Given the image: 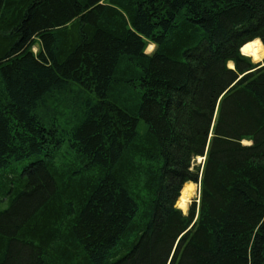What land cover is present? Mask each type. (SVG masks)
<instances>
[{"label": "trees", "instance_id": "trees-1", "mask_svg": "<svg viewBox=\"0 0 264 264\" xmlns=\"http://www.w3.org/2000/svg\"><path fill=\"white\" fill-rule=\"evenodd\" d=\"M254 40L264 0H0V264H264Z\"/></svg>", "mask_w": 264, "mask_h": 264}, {"label": "bare ground", "instance_id": "bare-ground-1", "mask_svg": "<svg viewBox=\"0 0 264 264\" xmlns=\"http://www.w3.org/2000/svg\"><path fill=\"white\" fill-rule=\"evenodd\" d=\"M150 50L153 49V46H149ZM240 53L242 56L250 58L254 64H258L260 61L264 59V47L259 40H254L252 42L247 43L240 49ZM229 68H232V63L228 64ZM233 69V68H232ZM194 189L193 184L184 185L181 193V196L178 199L176 206L182 210H186L187 203L192 195V190Z\"/></svg>", "mask_w": 264, "mask_h": 264}, {"label": "rangeland", "instance_id": "rangeland-1", "mask_svg": "<svg viewBox=\"0 0 264 264\" xmlns=\"http://www.w3.org/2000/svg\"><path fill=\"white\" fill-rule=\"evenodd\" d=\"M152 50H153V49L150 50V48L148 47L147 50H146V52H147V53H150ZM33 51L36 52V49H34ZM262 60H264V59H262ZM251 62H252V60H251ZM262 62H263V61H260L259 63H262ZM252 63H254V62H252ZM232 68H233V67H232ZM244 144H247V145H248V143H244ZM203 164H204L203 159L200 160L199 158L195 159V160L192 162V166H193V167L200 166V168H201V167L203 166ZM193 186H194V189L192 190V191H193V192H192V195H191V197H190V199H189V201H188V203H187L186 210L183 211L184 213H187L188 208H189V205H190V203L193 201V199H197V198H198V187H196L195 185H193ZM180 196H181V193H180ZM177 208H178V207H177ZM181 211H182V210H181Z\"/></svg>", "mask_w": 264, "mask_h": 264}, {"label": "clouds", "instance_id": "clouds-1", "mask_svg": "<svg viewBox=\"0 0 264 264\" xmlns=\"http://www.w3.org/2000/svg\"><path fill=\"white\" fill-rule=\"evenodd\" d=\"M154 47V46H153Z\"/></svg>", "mask_w": 264, "mask_h": 264}]
</instances>
